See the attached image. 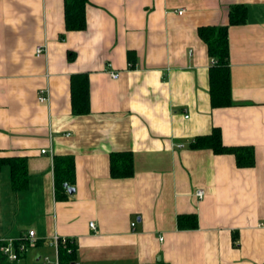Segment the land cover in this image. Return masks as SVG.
Masks as SVG:
<instances>
[{
	"label": "crops",
	"instance_id": "0c3cea01",
	"mask_svg": "<svg viewBox=\"0 0 264 264\" xmlns=\"http://www.w3.org/2000/svg\"><path fill=\"white\" fill-rule=\"evenodd\" d=\"M233 4L247 17L227 28L233 104L213 108L196 30L226 24ZM63 14V0H0V157H24L28 174L15 192L0 170V242L35 230L41 245L18 264H42L53 235L75 243L78 264H264V0H87L80 31ZM72 74L87 77L88 114L70 110ZM213 128L253 148V167L188 148ZM119 152L133 176L110 177ZM60 155L73 157L74 192L56 200ZM180 214L197 228L179 230Z\"/></svg>",
	"mask_w": 264,
	"mask_h": 264
},
{
	"label": "trees",
	"instance_id": "16d2710c",
	"mask_svg": "<svg viewBox=\"0 0 264 264\" xmlns=\"http://www.w3.org/2000/svg\"><path fill=\"white\" fill-rule=\"evenodd\" d=\"M87 0H63V22L65 31H80L85 29V3ZM227 23L219 26L198 27L196 33L207 47V55L212 64L208 69L209 77V102L213 108L231 106L230 76L227 45V28L229 26L244 24L246 21V7L241 4H233L227 13ZM130 54V53H129ZM70 110L74 115H85L89 112L88 80L85 74H72L69 79ZM188 148L210 149L214 154H231L237 167H253L254 150L247 146H225L221 142L218 128L204 136H195L188 144ZM133 156L129 152L110 153L108 169L111 178L120 179L133 176ZM6 166L9 171L10 186L17 192L25 189L28 174L26 171V159L24 157H0V170ZM74 160L68 155L53 156V185H55L54 198H65L64 183L70 187L74 177ZM176 226L180 230H195L197 228L196 214H180L176 217ZM3 243L0 242V248ZM39 246L41 245L38 242ZM70 252L65 248L59 249L58 259L60 264H69L74 261L76 245L70 241L67 243ZM21 258V256H20ZM0 264H18L10 262L0 252ZM153 264H164L161 261Z\"/></svg>",
	"mask_w": 264,
	"mask_h": 264
},
{
	"label": "built area",
	"instance_id": "2783aa9c",
	"mask_svg": "<svg viewBox=\"0 0 264 264\" xmlns=\"http://www.w3.org/2000/svg\"><path fill=\"white\" fill-rule=\"evenodd\" d=\"M178 14L182 13V10L177 11ZM35 56L41 57L43 54V47L36 46L34 48ZM112 79L117 78L118 73H110L109 74ZM38 102L44 104L47 101L48 96L45 89H40L37 92ZM186 117V116H185ZM181 147L182 145H178ZM44 153L43 150L40 151ZM195 195L198 198L202 197L201 190H196ZM133 225V223H131ZM260 226H264V224H259ZM90 228H94L93 223L89 224ZM71 241L70 238L64 236L53 235L48 240V245L51 249V255H40L39 259L42 264H60V260L58 259V251L59 249L65 248L67 252H70V248L68 247V242ZM40 240L36 236L35 230H28L24 235H22L18 240L12 239H3L1 241L3 244L1 245L0 252L6 260L10 262H19L20 256L28 254L33 249L39 246L38 242ZM69 264H78L74 262H70Z\"/></svg>",
	"mask_w": 264,
	"mask_h": 264
},
{
	"label": "water",
	"instance_id": "95a60500",
	"mask_svg": "<svg viewBox=\"0 0 264 264\" xmlns=\"http://www.w3.org/2000/svg\"><path fill=\"white\" fill-rule=\"evenodd\" d=\"M64 187H66V190L69 194H72L74 192V189L72 187H69L68 184H63Z\"/></svg>",
	"mask_w": 264,
	"mask_h": 264
},
{
	"label": "rangeland",
	"instance_id": "374dc122",
	"mask_svg": "<svg viewBox=\"0 0 264 264\" xmlns=\"http://www.w3.org/2000/svg\"><path fill=\"white\" fill-rule=\"evenodd\" d=\"M31 252V251H30Z\"/></svg>",
	"mask_w": 264,
	"mask_h": 264
}]
</instances>
